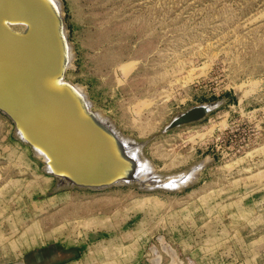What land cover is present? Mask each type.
Masks as SVG:
<instances>
[{"label":"rangeland","instance_id":"1","mask_svg":"<svg viewBox=\"0 0 264 264\" xmlns=\"http://www.w3.org/2000/svg\"><path fill=\"white\" fill-rule=\"evenodd\" d=\"M61 2L65 78L172 187L55 189L0 111V264H264V0ZM198 103L220 104L166 129Z\"/></svg>","mask_w":264,"mask_h":264},{"label":"water","instance_id":"2","mask_svg":"<svg viewBox=\"0 0 264 264\" xmlns=\"http://www.w3.org/2000/svg\"><path fill=\"white\" fill-rule=\"evenodd\" d=\"M9 18L22 21L24 28L11 29L5 22ZM59 22L45 0H0V91H11L15 97L12 100L5 93L0 94V111L12 121L16 135L18 122L42 144L50 156L52 170L47 172L55 178V189L103 187L120 178H127L128 184L137 187L142 185L141 189L159 186L160 183L144 186L143 181L136 180V164L128 165L124 159L127 148L124 146L118 156L106 126L83 114L66 86L58 88L43 80L62 69ZM220 103L209 108L203 103L190 106L169 120L166 129L202 119Z\"/></svg>","mask_w":264,"mask_h":264},{"label":"bare ground","instance_id":"3","mask_svg":"<svg viewBox=\"0 0 264 264\" xmlns=\"http://www.w3.org/2000/svg\"><path fill=\"white\" fill-rule=\"evenodd\" d=\"M45 1L50 6L53 13H55L58 16L59 21H60L59 24L57 25V27H58L57 33H58V36L60 39V44H61V63H60V66L62 67V69H61V72H59V73H51V74L45 76L43 78V80L48 85H53V86L58 87V88H60L62 86H66L68 88V90L71 92V94H73V96H75V98L77 99V104H78L81 112L83 114H88L95 122H97L99 124H103L102 125L103 127H104V125L106 126V127H104V129L112 141L114 152H116V154L118 156H120L121 152L124 149V146L127 148L126 155L128 157L126 156V157H124V159L126 162H128V165L131 164V162H134L136 164V165H134V167H135L134 175H135L136 180L143 181V183L145 184L144 186L155 185V184L160 183V185L158 184L159 186H153L151 189H157L160 187L163 188L165 185L164 186H161V185L164 184L162 182L164 180H166L167 175L164 177L163 176H161V177H159V176L149 177V175L151 173H153V170H155V169H154L153 163L150 161V158L144 152L145 141L124 133L122 128L117 123H115V121L110 116L104 114V112L93 107V101L90 98L89 93L85 90V88L82 85L65 78L66 71L69 70L70 68L75 67L76 50L74 47V42L69 40V30H68L67 23L64 21V13L62 12L61 0H45ZM5 22L11 29H13L15 31H20L25 26V24H23L22 21L16 20L13 18H9L8 20H5ZM0 50H1V48H0ZM0 57L2 58L3 56H0ZM1 65H2V61L0 60V66ZM1 79H3V75L0 73V82H1ZM3 93H5L7 96H9L12 100L13 99L15 100V97L10 95V94L14 95L11 91H0V94H3ZM195 105H197V104H195ZM191 106H193V105H191ZM207 107H208V105H207ZM26 109L29 112V109L27 107H26ZM199 120L200 119L180 123L177 126L195 123ZM16 130H17L18 135L19 136L21 135L20 137L29 141V142H26L24 140L26 143H28L31 146V148H33V150L36 151V153L38 155L42 154V155L46 156V158L48 157V159H46V160L50 159V156L45 151L44 147L41 146L42 144L41 145L38 144L40 142L34 140V138H32V136L30 134H28L22 128L20 123H18V122H16ZM116 138H118V139H116ZM120 143L123 146H120L119 145ZM46 163H48V162L46 161L45 164ZM46 165H48L46 167L47 170H52V166L49 163ZM191 168H193V167H191ZM191 168L188 167L185 169V171L182 170L183 172L181 171L182 173L178 174L181 177V178L179 177L180 180L182 179V181L178 184V186L180 185V186L184 187V185H186V183H188L189 180H191L193 178L194 168L193 169H191ZM168 176H170V174ZM172 181H174V180L172 179ZM191 181H193V179ZM125 182L130 183L129 181H127V178H120V179L116 180L115 182H113V184L114 183L119 184V183H125ZM103 187H106V186H103ZM138 187H143V186L138 185ZM168 187H172V186H169L168 184H166V186L164 188L167 189Z\"/></svg>","mask_w":264,"mask_h":264},{"label":"crops","instance_id":"4","mask_svg":"<svg viewBox=\"0 0 264 264\" xmlns=\"http://www.w3.org/2000/svg\"><path fill=\"white\" fill-rule=\"evenodd\" d=\"M24 262V261H23ZM25 263V262H24Z\"/></svg>","mask_w":264,"mask_h":264},{"label":"built area","instance_id":"5","mask_svg":"<svg viewBox=\"0 0 264 264\" xmlns=\"http://www.w3.org/2000/svg\"><path fill=\"white\" fill-rule=\"evenodd\" d=\"M208 147V146H207Z\"/></svg>","mask_w":264,"mask_h":264}]
</instances>
